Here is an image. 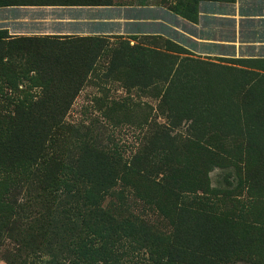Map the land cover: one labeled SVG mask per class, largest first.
Wrapping results in <instances>:
<instances>
[{
    "label": "rangeland",
    "instance_id": "374dc122",
    "mask_svg": "<svg viewBox=\"0 0 264 264\" xmlns=\"http://www.w3.org/2000/svg\"><path fill=\"white\" fill-rule=\"evenodd\" d=\"M0 1L8 4L3 41L58 38L28 34L35 22H10L26 13L15 8L57 0ZM259 30L250 39L264 37ZM164 33L0 59V148L64 137L66 168L96 166L82 151L90 142L166 177L160 186L118 180L101 203L108 220L80 211L85 199L28 177L29 155L0 151V264H264V79L243 76L264 74V58L246 47L199 60ZM18 100L35 108L16 114ZM182 202L190 214L177 209Z\"/></svg>",
    "mask_w": 264,
    "mask_h": 264
},
{
    "label": "crops",
    "instance_id": "0c3cea01",
    "mask_svg": "<svg viewBox=\"0 0 264 264\" xmlns=\"http://www.w3.org/2000/svg\"><path fill=\"white\" fill-rule=\"evenodd\" d=\"M194 1L187 16L178 12L181 2L187 6ZM248 1L173 0V4L166 5L164 0H57L54 4L15 8L26 13L10 22H35L39 25L34 32L22 33L62 40L68 36L117 40L136 36L141 40L165 36L167 32L171 42L195 59L232 58L226 53L238 56L246 47L261 52L254 57L264 58V37L250 39L254 28L264 34V1L250 0L252 7ZM30 10L35 13L28 14Z\"/></svg>",
    "mask_w": 264,
    "mask_h": 264
},
{
    "label": "trees",
    "instance_id": "16d2710c",
    "mask_svg": "<svg viewBox=\"0 0 264 264\" xmlns=\"http://www.w3.org/2000/svg\"><path fill=\"white\" fill-rule=\"evenodd\" d=\"M35 1V0H33ZM218 1H234V0H218ZM195 2V1H194ZM181 2L180 7H178V12L181 15L187 16V10L192 8V4L183 5ZM5 1H0V7L7 6ZM35 5V4H33ZM185 9V10H184ZM6 32H0V44L3 47L0 52H3V57L7 61H13L15 56L24 57L31 54L32 51L40 54H51L55 49L59 52L62 47L63 50H73L81 47H89V42H94L95 44L105 45V40L101 38H72L70 36L62 38H37V37H25V38H14L10 41H3L8 38ZM78 44V45H76ZM18 55V56H17ZM19 64H22L21 62ZM15 69L18 70V63L14 65ZM258 70V69H257ZM258 71H263L262 69ZM4 68L0 70V75H3ZM246 78H251L255 81V84L264 79V74L255 73V71H245L243 74ZM251 88V87H250ZM242 98H245L248 94V90L241 93ZM28 101H16L14 106L15 113L30 114L35 108L34 104H29ZM19 121V115L11 119L10 129L17 128V123ZM7 128V129H9ZM3 140H0L2 142ZM59 142H65L63 139L57 136L53 137L47 135L43 139H40L39 144L36 147L22 148L17 143L9 147L0 148L1 153L5 158L13 159L17 154H27L29 155V166L27 168L28 177L33 179L46 180L48 188L52 189V193L62 190L65 193L77 196V198L85 199L90 204L79 208L80 211L89 208L88 212L93 214H98L105 217L108 220L112 219V216H107V212L102 209L101 203L104 196L111 193L117 186V181L123 179L124 176H131L133 180L143 181L145 183H155L156 186H160L165 181V175H162V179L159 180L158 173L149 172L150 166L145 164L141 166L136 164L134 160L130 162L129 165L122 161L121 157H112L108 153L99 149L94 143H83L82 151L90 156L91 161L95 162L96 166L90 165L89 168H66L62 164V158L60 157ZM100 164H103L102 166ZM151 174V175H150ZM158 181V182H157ZM102 196V197H101ZM181 199V198H179ZM92 201V202H91ZM184 202V201H183ZM178 205V210L184 213L190 210V205L187 207L186 202ZM192 210L188 214L191 213ZM199 211V210H198ZM200 212V211H199ZM201 213V212H200Z\"/></svg>",
    "mask_w": 264,
    "mask_h": 264
}]
</instances>
